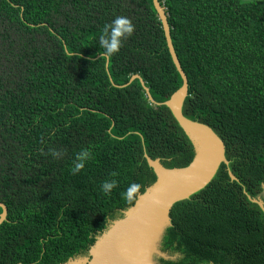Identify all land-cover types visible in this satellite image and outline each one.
Returning <instances> with one entry per match:
<instances>
[{"label":"trees","instance_id":"obj_1","mask_svg":"<svg viewBox=\"0 0 264 264\" xmlns=\"http://www.w3.org/2000/svg\"><path fill=\"white\" fill-rule=\"evenodd\" d=\"M158 2L187 78L182 115L221 139L227 164L173 204L158 247L169 258L154 261L264 264L252 201L264 185V0ZM116 16L135 31L105 60L98 38ZM182 83L153 0H0V264L88 257L156 182L146 157L187 167L193 143L164 104ZM82 149L91 158L73 175ZM106 179L118 181L110 195Z\"/></svg>","mask_w":264,"mask_h":264},{"label":"water","instance_id":"obj_2","mask_svg":"<svg viewBox=\"0 0 264 264\" xmlns=\"http://www.w3.org/2000/svg\"><path fill=\"white\" fill-rule=\"evenodd\" d=\"M153 5L161 21L171 59L183 82L182 86L164 104L169 108L179 127L193 143L195 156L192 162L182 169H166L160 164L159 160H151L146 157L148 165L156 174V182L138 196L135 204L124 211L121 218L109 225L107 230L96 239L88 252V257L78 258L77 264H115V254L121 249L120 244H122L123 239L132 236L127 233L128 227L148 210L154 212L155 216L161 219L154 228L155 234L143 260V264H153L151 255H161L157 245L160 242L164 228L169 224L168 215L173 204L186 200L203 189L211 182L220 164H227L225 147L221 139L206 125L193 122L182 115V106L188 90L187 78L181 69L171 42L164 8L158 0H153ZM146 93L148 94L147 89ZM252 201L257 203L264 213L261 203L257 199ZM0 207L2 209L0 224H2L6 219L7 209L2 204H0Z\"/></svg>","mask_w":264,"mask_h":264},{"label":"clouds","instance_id":"obj_3","mask_svg":"<svg viewBox=\"0 0 264 264\" xmlns=\"http://www.w3.org/2000/svg\"><path fill=\"white\" fill-rule=\"evenodd\" d=\"M135 31V26L132 21L125 16H116L109 24H105L101 29V34L98 38L99 48L102 49L100 57L105 60H111V58L117 54L120 48L123 46V41L129 38ZM42 154H43V150ZM49 154L54 158H60L63 155V151L50 150ZM91 158V153L87 149H82L76 154L73 167L70 169L73 175L78 174L85 167V162ZM114 176L115 173H112ZM118 181L115 179L105 180L101 183V191L106 195H110L111 192L117 188ZM142 185L136 182L131 183L125 191L121 194L123 199L128 203L133 202L140 193Z\"/></svg>","mask_w":264,"mask_h":264},{"label":"bare ground","instance_id":"obj_4","mask_svg":"<svg viewBox=\"0 0 264 264\" xmlns=\"http://www.w3.org/2000/svg\"><path fill=\"white\" fill-rule=\"evenodd\" d=\"M144 212L128 228L131 237L123 239L120 250L115 254V264H143L149 244L155 234L154 228L160 218L154 212Z\"/></svg>","mask_w":264,"mask_h":264},{"label":"rangeland","instance_id":"obj_5","mask_svg":"<svg viewBox=\"0 0 264 264\" xmlns=\"http://www.w3.org/2000/svg\"><path fill=\"white\" fill-rule=\"evenodd\" d=\"M158 247H159V242H158V245H157V249H158ZM160 254H161V253H160ZM155 256H160V255H159V254H152V255H151V258H152L153 264H156L155 261H154ZM161 256L164 257V258H167V259L169 258L167 255H164V254H161ZM78 260H79V259H75V260L69 261L67 264H77Z\"/></svg>","mask_w":264,"mask_h":264},{"label":"crops","instance_id":"obj_6","mask_svg":"<svg viewBox=\"0 0 264 264\" xmlns=\"http://www.w3.org/2000/svg\"><path fill=\"white\" fill-rule=\"evenodd\" d=\"M257 200L261 203V205L264 208V185H263L262 193L258 196Z\"/></svg>","mask_w":264,"mask_h":264}]
</instances>
